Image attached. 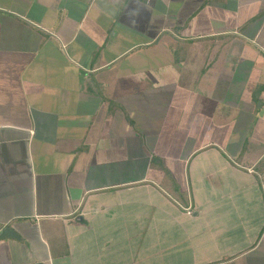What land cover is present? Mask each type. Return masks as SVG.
<instances>
[{"label": "crops", "instance_id": "crops-1", "mask_svg": "<svg viewBox=\"0 0 264 264\" xmlns=\"http://www.w3.org/2000/svg\"><path fill=\"white\" fill-rule=\"evenodd\" d=\"M6 228L0 264H264V0H0Z\"/></svg>", "mask_w": 264, "mask_h": 264}, {"label": "water", "instance_id": "water-1", "mask_svg": "<svg viewBox=\"0 0 264 264\" xmlns=\"http://www.w3.org/2000/svg\"><path fill=\"white\" fill-rule=\"evenodd\" d=\"M0 236L2 239L13 238L16 240H21L20 236L12 228L4 229L3 231H1Z\"/></svg>", "mask_w": 264, "mask_h": 264}, {"label": "built area", "instance_id": "built-area-1", "mask_svg": "<svg viewBox=\"0 0 264 264\" xmlns=\"http://www.w3.org/2000/svg\"><path fill=\"white\" fill-rule=\"evenodd\" d=\"M187 213H189V214H190V213H191V211H189V210H188V211H187Z\"/></svg>", "mask_w": 264, "mask_h": 264}]
</instances>
